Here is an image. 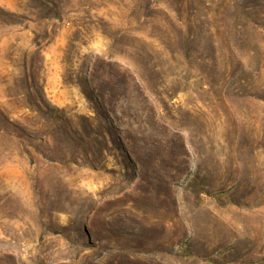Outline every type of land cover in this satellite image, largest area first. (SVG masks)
I'll return each instance as SVG.
<instances>
[{
    "label": "rangeland",
    "instance_id": "1",
    "mask_svg": "<svg viewBox=\"0 0 264 264\" xmlns=\"http://www.w3.org/2000/svg\"><path fill=\"white\" fill-rule=\"evenodd\" d=\"M0 264H264V0H0Z\"/></svg>",
    "mask_w": 264,
    "mask_h": 264
}]
</instances>
